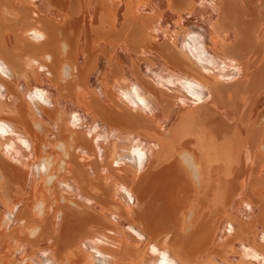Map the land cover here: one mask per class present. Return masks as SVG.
<instances>
[{
    "label": "bare ground",
    "instance_id": "obj_1",
    "mask_svg": "<svg viewBox=\"0 0 264 264\" xmlns=\"http://www.w3.org/2000/svg\"><path fill=\"white\" fill-rule=\"evenodd\" d=\"M0 264H264V0H0Z\"/></svg>",
    "mask_w": 264,
    "mask_h": 264
}]
</instances>
